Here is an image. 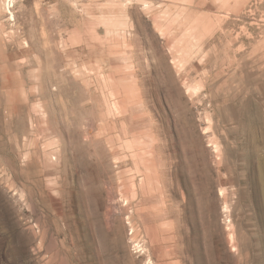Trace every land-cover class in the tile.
I'll return each instance as SVG.
<instances>
[{
	"label": "rangeland",
	"instance_id": "rangeland-1",
	"mask_svg": "<svg viewBox=\"0 0 264 264\" xmlns=\"http://www.w3.org/2000/svg\"><path fill=\"white\" fill-rule=\"evenodd\" d=\"M0 264H264V0H0Z\"/></svg>",
	"mask_w": 264,
	"mask_h": 264
}]
</instances>
